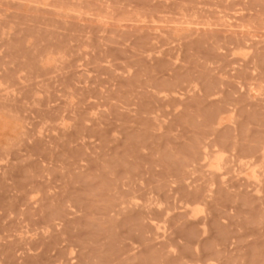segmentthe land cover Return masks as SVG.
Returning <instances> with one entry per match:
<instances>
[{"label": "rangeland", "instance_id": "1", "mask_svg": "<svg viewBox=\"0 0 264 264\" xmlns=\"http://www.w3.org/2000/svg\"><path fill=\"white\" fill-rule=\"evenodd\" d=\"M0 264H264V0H0Z\"/></svg>", "mask_w": 264, "mask_h": 264}]
</instances>
